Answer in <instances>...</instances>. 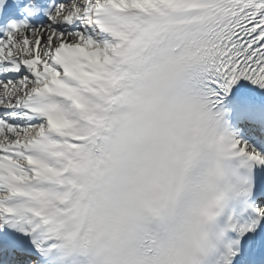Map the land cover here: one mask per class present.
Instances as JSON below:
<instances>
[{"label":"snow or ice","instance_id":"snow-or-ice-1","mask_svg":"<svg viewBox=\"0 0 264 264\" xmlns=\"http://www.w3.org/2000/svg\"><path fill=\"white\" fill-rule=\"evenodd\" d=\"M25 11L0 28V264H264V0Z\"/></svg>","mask_w":264,"mask_h":264},{"label":"clouds","instance_id":"clouds-1","mask_svg":"<svg viewBox=\"0 0 264 264\" xmlns=\"http://www.w3.org/2000/svg\"><path fill=\"white\" fill-rule=\"evenodd\" d=\"M25 7H28L27 5H25Z\"/></svg>","mask_w":264,"mask_h":264}]
</instances>
